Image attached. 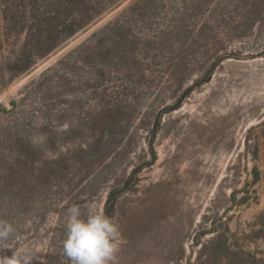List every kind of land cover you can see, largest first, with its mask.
<instances>
[{
	"label": "rangeland",
	"instance_id": "1",
	"mask_svg": "<svg viewBox=\"0 0 264 264\" xmlns=\"http://www.w3.org/2000/svg\"><path fill=\"white\" fill-rule=\"evenodd\" d=\"M72 206L116 264H264V0H0L5 246L71 264Z\"/></svg>",
	"mask_w": 264,
	"mask_h": 264
},
{
	"label": "clouds",
	"instance_id": "2",
	"mask_svg": "<svg viewBox=\"0 0 264 264\" xmlns=\"http://www.w3.org/2000/svg\"><path fill=\"white\" fill-rule=\"evenodd\" d=\"M66 236L62 241V254L71 264H116L121 233L118 223L103 212L82 215L78 206L68 210ZM14 227L0 221V249L14 234ZM12 250L11 256H0V264H32L37 259L36 250L21 245Z\"/></svg>",
	"mask_w": 264,
	"mask_h": 264
},
{
	"label": "trees",
	"instance_id": "3",
	"mask_svg": "<svg viewBox=\"0 0 264 264\" xmlns=\"http://www.w3.org/2000/svg\"><path fill=\"white\" fill-rule=\"evenodd\" d=\"M111 208H112V205L110 206V210H111ZM110 210H109V212H110Z\"/></svg>",
	"mask_w": 264,
	"mask_h": 264
}]
</instances>
